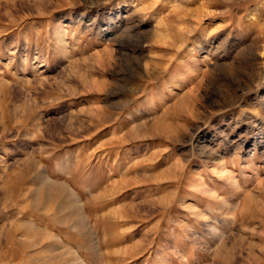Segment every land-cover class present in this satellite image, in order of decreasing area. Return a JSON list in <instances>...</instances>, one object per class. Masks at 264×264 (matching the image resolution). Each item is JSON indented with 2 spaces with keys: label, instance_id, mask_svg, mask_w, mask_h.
Listing matches in <instances>:
<instances>
[{
  "label": "rangeland",
  "instance_id": "obj_1",
  "mask_svg": "<svg viewBox=\"0 0 264 264\" xmlns=\"http://www.w3.org/2000/svg\"><path fill=\"white\" fill-rule=\"evenodd\" d=\"M79 262L264 264V0H0V264Z\"/></svg>",
  "mask_w": 264,
  "mask_h": 264
},
{
  "label": "bare ground",
  "instance_id": "obj_2",
  "mask_svg": "<svg viewBox=\"0 0 264 264\" xmlns=\"http://www.w3.org/2000/svg\"><path fill=\"white\" fill-rule=\"evenodd\" d=\"M16 226H17V225H16ZM16 226H15V227H16ZM21 226H22V224H21ZM15 227H14V228H15ZM23 227H24V226H23ZM32 229H33V227H32ZM34 230H35V229H34ZM15 231L17 232V231H20V230H17V229H16ZM38 231H39V230H38ZM20 232H21V231H20ZM29 233H33V232H29ZM42 233H43V232H42ZM18 234H19V233H18ZM22 234H23V233H22ZM33 234H35V233H33ZM28 235H30V234H28ZM31 235H32V234H31ZM47 235H48V234H47ZM22 237H23V236H22ZM27 238H28V237H27ZM38 238H39V236H38ZM40 238H41V236H40ZM48 238H49V237H48ZM22 239H23V238H22ZM28 239H29V238H28ZM34 239H35V238H34ZM52 239H53V238H52ZM14 240H15V239H14ZM24 240H26V239H24ZM24 240H23V241H24ZM29 240H30V239H29ZM37 240H38V239H37ZM39 240H40V239H39ZM39 240H38V241H39ZM20 241H22V240H20ZM20 241H19V242H20ZM38 241L35 240V241H33V243H37V244H38ZM40 241H41V240H40ZM40 241H39V242H40ZM47 241H48V240H47ZM57 241H58V240H57ZM26 242H28V241L26 240ZM44 242H45V241H44ZM28 243H29V242H28ZM28 243H27V244H28ZM41 243H42V242H41ZM51 243H52V242H51ZM39 244H40V243H39ZM25 245H26V244H25ZM33 245H34V244H33ZM40 245H41V244H40ZM40 245H37V246H40ZM15 247H16V246H15ZM27 247H28V246H27ZM30 247L32 248V243H30ZM35 247H36V246H35ZM23 249H24V248H23ZM32 250H33V249H32ZM34 250H35V249H34ZM34 250H33V251H34ZM36 250H38V249H36ZM39 251H40V249H39ZM34 252H35V251H34ZM35 253H36V252H35ZM65 253H66V252H65ZM34 255H36V257H37L38 254L36 253V254H34ZM64 255H65V254H64ZM64 255H62V256H64ZM66 255H67V254H66ZM71 255H72V254H71ZM38 256H39V255H38ZM32 257H33V256H32ZM54 257H55V256H54ZM52 258H53V256H52ZM42 259H43V258H42ZM60 259H62V258H60ZM63 259H64V258H63ZM46 260H47V259H46ZM49 260H50V259H49ZM68 260H69V258H68ZM38 261H39V260H38ZM64 261H65V260H64ZM66 262H67V261H66ZM73 263H74V262H73ZM79 263H80V262H79ZM65 264H66V263H65ZM80 264H81V263H80Z\"/></svg>",
  "mask_w": 264,
  "mask_h": 264
}]
</instances>
